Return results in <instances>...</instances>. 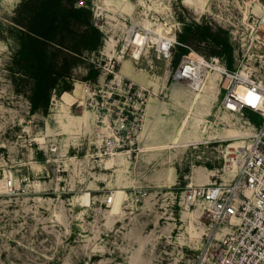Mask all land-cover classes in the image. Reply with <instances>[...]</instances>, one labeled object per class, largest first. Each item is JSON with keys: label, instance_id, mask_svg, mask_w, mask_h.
Here are the masks:
<instances>
[{"label": "rangeland", "instance_id": "1", "mask_svg": "<svg viewBox=\"0 0 264 264\" xmlns=\"http://www.w3.org/2000/svg\"><path fill=\"white\" fill-rule=\"evenodd\" d=\"M77 1L91 10L101 46L72 71L65 93L79 83L82 96L67 101L54 92L43 115L32 113L30 85L14 73L19 46L11 18L21 0H0V264H200L209 225L202 207L188 209L183 195L232 179L237 170L228 171L227 155L247 146L260 119L219 110L213 76L193 94L172 75L189 53L212 56L190 39L198 25L225 33L233 52L231 66L223 62L236 70L242 57L225 20L233 6L251 0ZM135 33L145 37L138 59L127 45ZM173 34L179 46L163 59L157 45ZM111 62L148 104L125 147L106 153L101 142L110 133L85 102L84 84L103 86L106 97Z\"/></svg>", "mask_w": 264, "mask_h": 264}, {"label": "built area", "instance_id": "2", "mask_svg": "<svg viewBox=\"0 0 264 264\" xmlns=\"http://www.w3.org/2000/svg\"><path fill=\"white\" fill-rule=\"evenodd\" d=\"M256 5L261 7L260 14L254 11ZM243 6H233L225 20L235 54L242 57L236 70L229 71L223 57L189 53L180 59L172 75L173 83L184 85L193 94L202 92L209 79L217 76L219 110L232 115L248 111L260 119L247 146L231 149L227 155V168L235 165L238 169L235 177L190 187L183 195L188 209L202 207L209 225L208 246L200 264H264V77L254 74V70L264 72V0H251ZM138 36L135 33L127 45L139 55L145 41L137 45ZM177 46L173 34L159 42L157 53L170 59ZM249 61L257 62L258 69L251 68ZM104 72L110 92L105 97L100 95L103 86L86 83L85 102L93 108L97 124L110 133L101 142V150L114 153L135 134V124L143 119L148 100L141 88L119 75L115 62ZM112 200L107 197L104 202L109 205Z\"/></svg>", "mask_w": 264, "mask_h": 264}, {"label": "trees", "instance_id": "3", "mask_svg": "<svg viewBox=\"0 0 264 264\" xmlns=\"http://www.w3.org/2000/svg\"><path fill=\"white\" fill-rule=\"evenodd\" d=\"M77 3L21 0L13 12L11 23L19 46L13 58L14 73L30 85L32 113L40 111L46 115L52 93L69 92L73 69L82 65L86 53L100 49L103 35L93 14L90 9L76 7ZM195 28L190 39L210 49L212 56L226 57L230 67L233 50L225 33L203 25ZM179 38L186 43L183 37Z\"/></svg>", "mask_w": 264, "mask_h": 264}, {"label": "bare ground", "instance_id": "4", "mask_svg": "<svg viewBox=\"0 0 264 264\" xmlns=\"http://www.w3.org/2000/svg\"><path fill=\"white\" fill-rule=\"evenodd\" d=\"M255 12L256 13H258V14H260L261 13V7L259 6V5H256L255 6ZM130 41L132 42V39H130ZM143 41H145V37H143V36H138V37H136V39H135V43L138 45V44H143ZM138 51V50H137ZM137 51H134V54H135V58L136 59H138L139 58V55L137 54L138 52ZM215 79H217V76H213ZM74 94H75V97L76 96H82V86H81V84H76L75 85V91H74ZM196 94H198V93H196ZM217 95V94H216ZM65 97H66V99H67V101H70V98H72V96L71 95H69V94H65ZM89 116H90V113L89 112H85V114L81 117V119H84L85 120V124H87V119L89 118ZM79 122V121H78ZM234 149H236V148H234ZM241 149V148H240ZM230 153V152H229ZM228 153V154H229ZM237 167L235 166V165H232V166H230L229 168H228V171L231 173V169H235V170H238V169H236ZM236 173H237V171H235ZM236 173H235V175H236ZM235 175H234V177H235ZM220 235L219 234H217V237H219Z\"/></svg>", "mask_w": 264, "mask_h": 264}, {"label": "crops", "instance_id": "5", "mask_svg": "<svg viewBox=\"0 0 264 264\" xmlns=\"http://www.w3.org/2000/svg\"><path fill=\"white\" fill-rule=\"evenodd\" d=\"M74 91H75V86H74V90H73V93H72L73 96H75ZM83 92H84V91L82 90V93H83ZM65 94H69V93H65ZM69 95H71V94H69ZM72 95H71V96H72ZM76 97H80V95H79V96H76ZM84 114H85V113H84Z\"/></svg>", "mask_w": 264, "mask_h": 264}]
</instances>
